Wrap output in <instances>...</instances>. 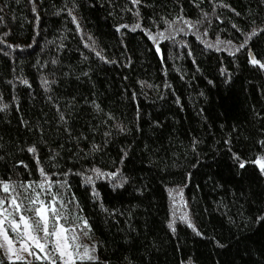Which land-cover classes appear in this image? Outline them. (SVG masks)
Listing matches in <instances>:
<instances>
[{
	"label": "trees",
	"instance_id": "1",
	"mask_svg": "<svg viewBox=\"0 0 264 264\" xmlns=\"http://www.w3.org/2000/svg\"><path fill=\"white\" fill-rule=\"evenodd\" d=\"M253 57L264 0H0L4 208L52 206L77 264H264Z\"/></svg>",
	"mask_w": 264,
	"mask_h": 264
},
{
	"label": "rangeland",
	"instance_id": "2",
	"mask_svg": "<svg viewBox=\"0 0 264 264\" xmlns=\"http://www.w3.org/2000/svg\"><path fill=\"white\" fill-rule=\"evenodd\" d=\"M11 198L13 200L14 196ZM12 200L11 205H13ZM37 200L33 215L28 216L22 214L21 207L17 209L16 205H14L17 210L15 214L12 209L4 208L5 201L0 199L2 202L0 203V255L2 254L9 261L35 260L50 264H77L81 257L88 259L84 254L87 249L88 256H91L89 246H82L74 229L69 232L58 218L52 219V206ZM16 202L19 205L17 200ZM37 209L42 210L41 215L37 214ZM21 217L25 219L22 220ZM45 223L47 235L43 230ZM54 232L56 235L52 234ZM38 244L43 245V250L37 246Z\"/></svg>",
	"mask_w": 264,
	"mask_h": 264
},
{
	"label": "snow or ice",
	"instance_id": "3",
	"mask_svg": "<svg viewBox=\"0 0 264 264\" xmlns=\"http://www.w3.org/2000/svg\"><path fill=\"white\" fill-rule=\"evenodd\" d=\"M254 35H256V30H253L252 31V33H251V35L248 37L249 39L251 38V36H254ZM245 43H247V41H245ZM240 47H244V45L242 44ZM253 64H260V61H258V60H256L255 59V57H253L252 58V61H251ZM260 66L261 67H264V64H260ZM29 151H35V149L34 148H32V149H29ZM257 163L258 164H261V167H262V170H264V163H262L261 161H257ZM240 167L241 168H243L244 167V164L243 163H241L240 164ZM98 171V170H97ZM3 188H4V191L5 192H7L8 190H9V185H7V184H4L3 185ZM39 194H37V196H38ZM0 203H2V202H0ZM33 203H35V201H33ZM12 204H14V205H16V207H17V209H19V207H20V205H18L17 204V202H16V200H15V198H13V200H12ZM41 204H42V202H41ZM53 212H55V209L54 208H52L51 209ZM37 214L38 215H41L42 214V210L41 209H37ZM21 219L22 220H24L25 218L24 217H21ZM261 219H264V218H261ZM28 225L26 224V227H27ZM15 230V229H14ZM44 232H45V234L47 235L48 233H47V224L45 223V225H44ZM53 235H56V233L54 232V233H52ZM73 239H75V237H73ZM38 247H40L42 250H43V245H37ZM69 255H71V254H69ZM84 256L85 257H87L88 259H93V257H91V256H88V253H87V249L85 250V254H84ZM82 259L84 258V257H81Z\"/></svg>",
	"mask_w": 264,
	"mask_h": 264
}]
</instances>
